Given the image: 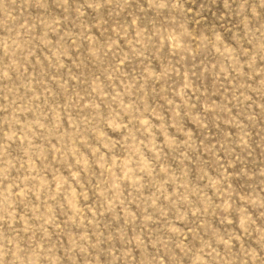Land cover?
<instances>
[{"label":"rangeland","instance_id":"obj_1","mask_svg":"<svg viewBox=\"0 0 264 264\" xmlns=\"http://www.w3.org/2000/svg\"><path fill=\"white\" fill-rule=\"evenodd\" d=\"M0 264H264V0H0Z\"/></svg>","mask_w":264,"mask_h":264}]
</instances>
